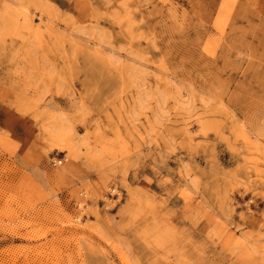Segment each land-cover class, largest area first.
Masks as SVG:
<instances>
[{"label": "rangeland", "instance_id": "obj_1", "mask_svg": "<svg viewBox=\"0 0 264 264\" xmlns=\"http://www.w3.org/2000/svg\"><path fill=\"white\" fill-rule=\"evenodd\" d=\"M0 264H264V0H0Z\"/></svg>", "mask_w": 264, "mask_h": 264}, {"label": "bare ground", "instance_id": "obj_2", "mask_svg": "<svg viewBox=\"0 0 264 264\" xmlns=\"http://www.w3.org/2000/svg\"><path fill=\"white\" fill-rule=\"evenodd\" d=\"M60 161V160H59Z\"/></svg>", "mask_w": 264, "mask_h": 264}]
</instances>
